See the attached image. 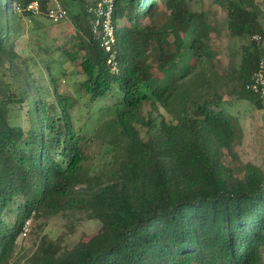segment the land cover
<instances>
[{"label":"trees","instance_id":"obj_1","mask_svg":"<svg viewBox=\"0 0 264 264\" xmlns=\"http://www.w3.org/2000/svg\"><path fill=\"white\" fill-rule=\"evenodd\" d=\"M32 1L0 0V264H19L12 250L28 221L68 211L101 228L69 245L43 235L23 264H264V170L226 159L237 157L243 127L225 109L233 94L264 108L247 87L262 55L253 38L264 36L262 12L228 0L239 44L222 72L190 0H160L170 11L163 27L159 0H117L111 52L93 31L95 0H60L85 56L78 112L114 109L86 139L59 89L66 71L54 47L40 45L36 57L17 48L47 18L51 0H39V15ZM146 102L167 117L141 115ZM91 139L110 155L99 168Z\"/></svg>","mask_w":264,"mask_h":264},{"label":"rangeland","instance_id":"obj_2","mask_svg":"<svg viewBox=\"0 0 264 264\" xmlns=\"http://www.w3.org/2000/svg\"><path fill=\"white\" fill-rule=\"evenodd\" d=\"M249 1L251 8H256L262 12L261 21L264 24V4L262 0ZM194 10L199 11V27L203 28V22L208 21V44L214 48L218 54L221 71H226V65L230 61L231 51L237 49L239 40L234 37L227 27L225 7L229 4L228 0H190ZM76 9H74L75 11ZM155 23L163 27L168 20L169 9L163 1H158L156 5ZM150 19L147 18L146 22ZM31 29L27 35L20 39L17 48L26 56L36 57L39 55V46L49 45L54 47L55 56L64 61V71L58 82L62 93L69 95L75 101V119L78 127L86 129V139L98 125L109 117L113 110L104 112H90L86 109L83 113L78 112L79 102L85 94L82 88L86 75L82 71V62L85 59L83 50L80 48V39L77 31L72 24L70 16L60 23H52L45 16H38L36 21L30 24ZM75 54L74 59L70 60L67 54L62 51ZM66 52V53H67ZM62 53V54H61ZM59 65V63L57 64ZM149 65V63H148ZM236 75L238 71L234 72ZM79 101V102H78ZM229 113L237 116L243 127V137L236 144L237 157L226 156L228 161L236 164L251 162L259 165L264 170V108H258L249 100L240 99L233 94L229 96L228 105L225 108ZM141 115L146 118L164 115L166 112L159 105L153 106L146 102L141 110ZM19 118L17 117V120ZM141 129V125H139ZM90 141V164L99 168L110 159L107 154V146L100 141L91 139ZM28 227L17 239L16 247L12 250L11 262L19 261V264L29 257L38 246L40 238L47 235L49 239L60 241L64 244H71L75 241L85 240L101 228V224L95 225L92 220L86 219L83 214L75 212H62L52 217L30 220ZM17 264V263H14Z\"/></svg>","mask_w":264,"mask_h":264},{"label":"built area","instance_id":"obj_3","mask_svg":"<svg viewBox=\"0 0 264 264\" xmlns=\"http://www.w3.org/2000/svg\"><path fill=\"white\" fill-rule=\"evenodd\" d=\"M117 0H95L88 8L92 16L94 33L101 35V46L107 52L113 50L116 43V24L114 23V8ZM27 9L35 15L41 14L39 0L32 1ZM45 15L52 23H60L67 18V10L60 0H51L50 6L46 9ZM253 38L262 47V55L258 69L252 75L248 88L258 94L264 101V36L255 34ZM111 62V58L109 60ZM27 227L25 228V230Z\"/></svg>","mask_w":264,"mask_h":264}]
</instances>
